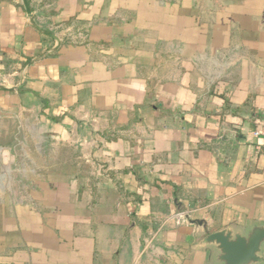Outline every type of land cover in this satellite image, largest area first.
Listing matches in <instances>:
<instances>
[{
    "label": "crops",
    "instance_id": "1",
    "mask_svg": "<svg viewBox=\"0 0 264 264\" xmlns=\"http://www.w3.org/2000/svg\"><path fill=\"white\" fill-rule=\"evenodd\" d=\"M27 3L0 0V128L68 156L0 213V264H217L202 238L264 223V0Z\"/></svg>",
    "mask_w": 264,
    "mask_h": 264
},
{
    "label": "rangeland",
    "instance_id": "2",
    "mask_svg": "<svg viewBox=\"0 0 264 264\" xmlns=\"http://www.w3.org/2000/svg\"><path fill=\"white\" fill-rule=\"evenodd\" d=\"M81 24L74 25V31H71L73 38L71 40L83 42L88 40L83 36L80 29ZM65 24H59L57 28L65 29ZM76 34H75V33ZM70 40V41H71ZM66 41V40H65ZM15 123L9 127H2L0 131H4L2 135L3 139L0 142L5 146V152H0L1 158L10 161V164H0V172L4 175L0 177V213L4 210H36L37 204L40 202L37 199L38 188L48 187V174H52L57 169L61 168L59 162L65 161V157L68 156V151L53 153L56 151H44L39 152L34 146L37 142L36 138L27 135L15 134ZM12 132V133H11ZM27 139V141H26ZM49 140H45L44 144L49 145ZM42 145V141L40 142ZM39 143V144H40ZM25 144V150H21L19 146ZM4 154H6L4 156ZM59 158V159H58ZM61 159V160H60ZM58 161V162H57ZM48 172V173H47ZM40 193V192H39ZM40 200V199H39ZM44 200L51 201L50 197H45ZM187 218H194L196 215L195 210H177L172 214L165 217V220L173 221L176 223L183 222ZM16 216V215H15ZM14 216V217H15Z\"/></svg>",
    "mask_w": 264,
    "mask_h": 264
},
{
    "label": "water",
    "instance_id": "3",
    "mask_svg": "<svg viewBox=\"0 0 264 264\" xmlns=\"http://www.w3.org/2000/svg\"><path fill=\"white\" fill-rule=\"evenodd\" d=\"M23 4L31 16L27 0ZM189 221L200 224L197 219ZM199 243L217 250V264H264V223L253 224L245 231L224 227L207 234Z\"/></svg>",
    "mask_w": 264,
    "mask_h": 264
},
{
    "label": "built area",
    "instance_id": "4",
    "mask_svg": "<svg viewBox=\"0 0 264 264\" xmlns=\"http://www.w3.org/2000/svg\"><path fill=\"white\" fill-rule=\"evenodd\" d=\"M253 134L262 140V146L264 147V124L257 127ZM186 216H188V214H185V217Z\"/></svg>",
    "mask_w": 264,
    "mask_h": 264
},
{
    "label": "trees",
    "instance_id": "5",
    "mask_svg": "<svg viewBox=\"0 0 264 264\" xmlns=\"http://www.w3.org/2000/svg\"><path fill=\"white\" fill-rule=\"evenodd\" d=\"M46 32H48V31H46ZM49 33V32H48Z\"/></svg>",
    "mask_w": 264,
    "mask_h": 264
}]
</instances>
